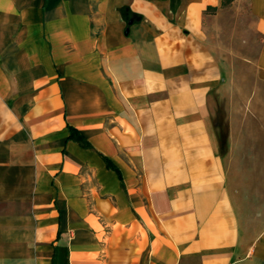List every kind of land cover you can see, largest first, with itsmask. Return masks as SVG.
I'll return each mask as SVG.
<instances>
[{
    "label": "crops",
    "instance_id": "0c3cea01",
    "mask_svg": "<svg viewBox=\"0 0 264 264\" xmlns=\"http://www.w3.org/2000/svg\"><path fill=\"white\" fill-rule=\"evenodd\" d=\"M244 4L264 83V0H0V264H264L207 102Z\"/></svg>",
    "mask_w": 264,
    "mask_h": 264
},
{
    "label": "rangeland",
    "instance_id": "374dc122",
    "mask_svg": "<svg viewBox=\"0 0 264 264\" xmlns=\"http://www.w3.org/2000/svg\"><path fill=\"white\" fill-rule=\"evenodd\" d=\"M249 19L244 4L206 27L218 60L222 66L228 64L222 67L220 84L207 102L218 152L226 170L232 172L230 200L248 203L256 210L253 217L258 218L257 212L264 210V83L256 77V51L242 45L245 39L240 36V26Z\"/></svg>",
    "mask_w": 264,
    "mask_h": 264
},
{
    "label": "trees",
    "instance_id": "16d2710c",
    "mask_svg": "<svg viewBox=\"0 0 264 264\" xmlns=\"http://www.w3.org/2000/svg\"><path fill=\"white\" fill-rule=\"evenodd\" d=\"M232 1H233V0H221V5H220V6H221V7H226V6H228ZM209 11H215V8L208 6V7L206 8V12H209ZM54 264H55V262H54Z\"/></svg>",
    "mask_w": 264,
    "mask_h": 264
}]
</instances>
